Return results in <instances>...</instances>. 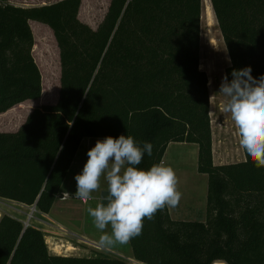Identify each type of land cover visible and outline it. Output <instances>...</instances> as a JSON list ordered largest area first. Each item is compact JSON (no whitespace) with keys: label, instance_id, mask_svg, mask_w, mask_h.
Here are the masks:
<instances>
[{"label":"trees","instance_id":"16d2710c","mask_svg":"<svg viewBox=\"0 0 264 264\" xmlns=\"http://www.w3.org/2000/svg\"><path fill=\"white\" fill-rule=\"evenodd\" d=\"M80 1L0 0V114L56 89L53 104L0 132V199L47 214L82 139L123 140L121 222L132 260L264 264V0H209L243 155L222 165L212 163L198 69L203 1L109 0L95 29L77 19ZM33 22L51 33L55 68L33 61ZM169 143L196 146L195 171L206 176L202 222L168 215L156 171ZM0 264L125 263L51 255L39 230L0 215Z\"/></svg>","mask_w":264,"mask_h":264},{"label":"rangeland","instance_id":"374dc122","mask_svg":"<svg viewBox=\"0 0 264 264\" xmlns=\"http://www.w3.org/2000/svg\"><path fill=\"white\" fill-rule=\"evenodd\" d=\"M56 1L58 0H5L8 4L20 7L40 6ZM107 5V0H81L77 19L91 29H95L102 19ZM199 26L198 69L204 72L207 81L212 163L222 165L240 162L243 160V155L224 79V69L229 64L228 58L216 30L214 19L211 28H209L207 19L202 20L201 12ZM30 27L33 32V46L35 48V51L31 53L34 63L38 67L36 56L38 55L43 60L49 62L51 60V66L55 68L56 58L54 54L57 50L50 31L36 22H33ZM209 31L211 33L213 31V43L211 44H208L206 39ZM52 55L53 57L50 58ZM57 81L58 79L54 80V83ZM55 95L56 89L51 95L46 91L41 95L39 103L53 104ZM15 110L13 111L15 112ZM1 124L2 120L0 127ZM84 145H86L85 152ZM192 150H194L193 154H191ZM75 158L81 163L80 172L82 171L83 182H85L86 187L82 186L81 191H74L71 194L73 197L71 196L66 200L60 201L59 198H56L52 211L54 212L61 206L62 215L58 220L63 225L76 236L83 237L84 240L91 241L107 251L100 254L81 244L77 245L80 249L77 255H80L79 257L102 256L117 259L125 264H139L131 260L130 249L121 222V213L117 208L102 207L98 200L102 190L122 192L125 141L88 138L82 143ZM164 158L165 162H162L160 171L164 173V177L170 178V191H167L169 194L165 193L168 205L170 207L177 205L182 214L190 213V218L184 219V221H197V213L204 210L206 176L197 174L195 171L196 146L193 148L192 144L171 143ZM161 172L162 176H160L163 178ZM99 188L101 189L99 190ZM28 213L29 211L20 210L18 206L9 203V201L0 199V215L24 220ZM32 216L36 217L37 215L34 213ZM33 225L37 227L36 224ZM60 238L68 240L72 246H76L74 238ZM43 239L46 240L44 237ZM45 246L50 254L51 252L48 250L50 245L47 243Z\"/></svg>","mask_w":264,"mask_h":264},{"label":"crops","instance_id":"0c3cea01","mask_svg":"<svg viewBox=\"0 0 264 264\" xmlns=\"http://www.w3.org/2000/svg\"><path fill=\"white\" fill-rule=\"evenodd\" d=\"M109 0H107L108 2ZM41 103H39V101H25L20 103L17 106L12 107L11 109L7 110L6 112L0 114V121L2 120V126L0 127V132H15L18 127L23 123L26 115L35 107L39 106ZM14 109L15 112L13 111ZM86 139H82L81 142L79 143V146L75 152V155L73 157V160L69 166V169L66 173L65 178L63 179L61 186L59 188L58 191V195L56 196V198H59L60 201L66 200L69 197H71L72 193L76 190L81 191V187L85 186L86 184L85 182H83V176H82V171L80 172L81 166H80V161H76V155L79 153L80 147L82 145L83 142H85ZM171 143H169L165 149V152L163 154V157L161 159V163L159 164L157 171H156V175H157V179L159 182V186L160 188H162V194H163V198H164V202L167 208V212L168 215L171 219H175V221H184V219H189L190 218V213L188 214H182L178 209V206H169L168 202H167V197L166 194H169L167 191H170V187H169V177L166 178V176L164 177V173L160 171V166H162V162H165V153L167 152V148L170 146ZM181 144V143H178ZM191 145V144H190ZM192 147V146H191ZM195 146L193 145V148ZM85 148L86 145L83 146L84 152H85ZM188 150V149H187ZM83 153V150H81ZM194 153V150L191 151V154ZM192 156V155H191ZM164 164V163H163ZM160 172L163 174V178L161 177L162 175L160 174ZM161 175V176H160ZM101 188H99L100 190ZM102 191H107V190H102ZM73 197V196H72ZM55 198V199H56ZM9 203L18 206V208H20V210H27L28 211V206L22 205V204H18L15 202H11L9 201ZM55 203V200L50 208V210L48 211L47 214H41V213H37L35 218V221L31 222V226L32 228H35L37 230H39L42 234L43 237L46 239L44 240L45 244L48 242V244L51 246L53 245H63L64 247H70V248H75V250L72 253H67L66 255H61L55 253H50L52 255L55 256H76L79 257L80 255H77V253L80 251V249L77 247V245H81L79 243L80 239H85L83 237H78L75 234H73L65 225H63L58 218L60 217V215H62L60 207L59 209L55 210L54 212L53 210V205ZM119 210V212L121 213V205L119 208H117ZM14 218V217H11ZM16 219V218H14ZM197 221L202 222L204 220V210H200L199 213H197ZM18 221H21L20 219H16ZM33 224H36V226H34ZM60 237H67V238H74V244H76V246H72L70 244V242L68 240L62 239ZM47 241V242H46ZM51 241V242H49ZM88 241V240H87ZM90 243H92L90 241ZM65 244V245H64ZM51 246L49 249H51ZM92 250V249H91ZM55 251V250H54ZM94 252V250H92ZM105 251V250H104ZM50 252V251H49ZM107 252V251H105ZM76 253V254H75ZM101 254V253H100ZM132 260V259H131ZM132 262H135L134 260H132ZM137 263V262H136Z\"/></svg>","mask_w":264,"mask_h":264},{"label":"built area","instance_id":"2783aa9c","mask_svg":"<svg viewBox=\"0 0 264 264\" xmlns=\"http://www.w3.org/2000/svg\"><path fill=\"white\" fill-rule=\"evenodd\" d=\"M28 211L29 213L27 215H25V219L24 220H21V224L22 226L25 228V227H30L31 226V221H35V218L32 216V214H37L38 211L36 210L35 208V205H31V206H28ZM80 244L82 245H85V246H88L90 247L92 250H94L95 252H99V253H103L105 252L103 249H101L100 247L96 246L95 244L93 243H90L84 239H80L79 241ZM47 245V244H46ZM56 249H59L58 253L63 255V254H67L69 252H73L75 250V248H71V250H67V247H64L63 245H52L51 249H50V252L52 253H55L57 254Z\"/></svg>","mask_w":264,"mask_h":264},{"label":"water","instance_id":"95a60500","mask_svg":"<svg viewBox=\"0 0 264 264\" xmlns=\"http://www.w3.org/2000/svg\"><path fill=\"white\" fill-rule=\"evenodd\" d=\"M122 194L118 191H102L98 200L104 208H119L121 205Z\"/></svg>","mask_w":264,"mask_h":264},{"label":"bare ground","instance_id":"6f19581e","mask_svg":"<svg viewBox=\"0 0 264 264\" xmlns=\"http://www.w3.org/2000/svg\"><path fill=\"white\" fill-rule=\"evenodd\" d=\"M203 7H202V20H204V19H207V22H208V27L209 28H211V26H212V23H213V15H212V12H211V9H210V5H209V0H203ZM212 33H213V31H212ZM212 33L209 31L208 33H207V37H206V39H207V42H208V44H211V43H213V37H212ZM47 242V241H46ZM48 243V242H47ZM46 243V244H47ZM49 245V244H48ZM65 245V244H64ZM50 246H51V244H50ZM48 247V246H47ZM71 247V246H70ZM70 247H67V250H71V248ZM58 250V249H57ZM49 251H50V249H49ZM59 254V253H58ZM214 264H220V262H216V263H214Z\"/></svg>","mask_w":264,"mask_h":264}]
</instances>
